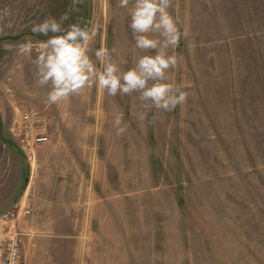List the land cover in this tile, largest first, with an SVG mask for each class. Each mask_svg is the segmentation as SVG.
<instances>
[{"label": "rangeland", "instance_id": "rangeland-1", "mask_svg": "<svg viewBox=\"0 0 264 264\" xmlns=\"http://www.w3.org/2000/svg\"><path fill=\"white\" fill-rule=\"evenodd\" d=\"M118 4L0 0V213L19 204L30 166L36 173L56 154L73 157L85 194L65 210L70 222H32L20 264H264V0H173L186 36L170 49L180 62L169 82L189 96L173 111L152 109L151 123L136 119L137 94L92 87L49 104L34 64L48 37L32 23L82 19L96 32L92 58L105 45L127 69L146 53ZM28 40L31 56L16 50ZM118 112L130 126L122 136ZM29 113L47 140L26 153Z\"/></svg>", "mask_w": 264, "mask_h": 264}, {"label": "clouds", "instance_id": "clouds-1", "mask_svg": "<svg viewBox=\"0 0 264 264\" xmlns=\"http://www.w3.org/2000/svg\"><path fill=\"white\" fill-rule=\"evenodd\" d=\"M79 2L73 0L74 4ZM118 7L128 9L135 48L146 53L138 56L134 65L127 69L121 67L127 61L113 59L112 52L105 45L96 49L95 60L92 58L91 46L96 32L82 19L70 23L67 28L63 25L69 19L68 13L59 19L49 16L40 23H32L34 34L48 37L38 42L34 64L35 82L37 86L49 89V104L59 105L92 87L113 98L117 94H137L141 110L136 119L144 123L152 109L170 112L187 103L188 92L169 82L170 72L180 62L179 54L170 52V49L177 48L181 38L186 36L170 12L173 0H119ZM49 33L53 35L49 36ZM5 48L13 50L9 45ZM16 50L31 56L33 42L21 43ZM113 127L117 136L126 133L130 126L124 121L123 112L117 113Z\"/></svg>", "mask_w": 264, "mask_h": 264}, {"label": "crops", "instance_id": "crops-1", "mask_svg": "<svg viewBox=\"0 0 264 264\" xmlns=\"http://www.w3.org/2000/svg\"><path fill=\"white\" fill-rule=\"evenodd\" d=\"M47 167L39 168L36 173L30 166V175L20 194L19 204L30 208V213L20 220L21 231L28 233L33 229L32 222L68 223L70 219L65 210L71 208L74 200L85 194L80 186L73 157L70 154H56ZM59 160V161H58ZM31 165V164H30ZM32 167V168H31ZM34 175V180L31 178ZM59 209L53 218L52 207ZM45 208V209H44ZM25 233V234H26Z\"/></svg>", "mask_w": 264, "mask_h": 264}, {"label": "built area", "instance_id": "built-area-1", "mask_svg": "<svg viewBox=\"0 0 264 264\" xmlns=\"http://www.w3.org/2000/svg\"><path fill=\"white\" fill-rule=\"evenodd\" d=\"M20 122L23 128L20 147L30 153L33 146L45 142L47 136L41 132H32L34 123L30 113L22 115ZM30 211L29 207L16 204L12 209L0 213V264H20L23 232L19 222L21 217L28 215Z\"/></svg>", "mask_w": 264, "mask_h": 264}]
</instances>
